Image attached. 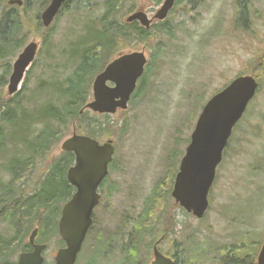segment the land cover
I'll return each instance as SVG.
<instances>
[{
    "label": "rangeland",
    "instance_id": "374dc122",
    "mask_svg": "<svg viewBox=\"0 0 264 264\" xmlns=\"http://www.w3.org/2000/svg\"><path fill=\"white\" fill-rule=\"evenodd\" d=\"M96 1L100 4L93 15H99L102 8V0ZM162 1L130 0L119 17L125 20L132 10L141 7H146L152 15ZM191 1L197 0H178L174 10L163 20L168 22L173 33L157 29L150 41L125 49L124 52L144 50L149 58V81L144 94L131 101L126 110L119 109L107 116L89 115L103 125L98 130L89 127L88 131L102 141H114V158L118 164V169L110 176L117 188L106 202L109 214L101 219L102 225H96V230L106 227L110 231L105 230V236L101 237V242L109 239V252L106 245L102 247L95 264H121L127 251H124L125 246L135 240L130 232L139 224L158 180L169 165L174 163L178 169L207 100L234 77L253 71L260 74L262 70L261 89L235 126L224 159L218 166L205 217L198 219L170 197L161 216L163 219L150 229L151 232L147 231L144 237L136 240L139 247L135 264L147 263L153 242L164 232L168 236L171 231L185 239L191 264H212L223 247L244 241L256 252V260L264 241V67L257 65L259 54L264 50V0L255 2L256 12L250 15L253 26L249 30L236 26V0H205L203 4V0L198 4ZM33 3L31 0L32 10L27 11L32 16L37 10ZM0 5L13 6L8 0H0ZM85 20V14L62 12L53 25L54 47L60 48L70 38H75ZM40 33H31L25 43L36 39L42 45ZM158 45L162 48L158 49ZM54 47L48 49L55 50ZM20 50L0 59V76L7 64L10 63L11 68ZM43 70L44 66L36 69L34 77L42 75ZM7 80L0 87L6 98ZM37 81L33 78L28 82L35 86ZM70 131L67 136L76 131L75 126ZM62 141L55 146L53 156L62 152ZM44 164L42 161L32 172L30 188L36 185L32 190L37 189L45 177ZM119 226H125V231L119 232ZM59 240L58 236H53L48 242L46 257L49 262H53L54 255L62 247ZM97 242L98 239L85 243L82 264H89L91 257L98 256L99 248L89 249Z\"/></svg>",
    "mask_w": 264,
    "mask_h": 264
},
{
    "label": "trees",
    "instance_id": "16d2710c",
    "mask_svg": "<svg viewBox=\"0 0 264 264\" xmlns=\"http://www.w3.org/2000/svg\"><path fill=\"white\" fill-rule=\"evenodd\" d=\"M256 1L236 0L238 15L235 23L237 27L249 30L253 26L250 15L251 12H256ZM30 2L31 0H25L24 7L0 5V59L14 54L12 48L22 47L28 36L35 31H41L42 50L55 46L54 23L46 28L40 18V11L50 3V0H34L33 6L37 8L34 10V16L27 13L32 10L31 7V9H26ZM102 2L100 14L93 15L100 1L67 0L60 14L72 11L86 16L79 34L75 38H70L71 40L66 45L55 50L51 48L47 50L45 61L40 62L44 70L42 76L35 82V86L26 81L18 95L7 98L0 91V158L11 160L28 158L30 173L35 169L34 161L38 157L45 163V177L41 185L23 201L14 199L13 196L9 197V189L0 183V192L4 189L7 195L5 197L0 194V209L7 206L13 208L11 213L14 219L13 225L21 229L24 236H27L34 227L39 226L37 240L46 239L47 243L53 236L60 238L57 219L60 215L59 208L71 195L67 189L65 174L74 159L72 152L62 151L60 155L53 156L52 151L74 126L76 132L87 135L92 134L88 131L89 127L95 130L102 127L103 122L90 117L89 110L81 113L91 99L92 83L96 75L125 46H137L140 42L146 43L151 40L152 36L151 32L144 27L136 28L133 24L121 22L119 15L128 0H102ZM200 2L201 0L191 1L193 4ZM157 27L159 32L173 33V30L166 29L163 23H159ZM157 48L161 49L162 46L158 45ZM259 55L257 65L264 67V50ZM7 66L4 68L7 69ZM149 70L150 65L140 81H149ZM32 74L33 72L28 75V79ZM262 75L263 70L262 73L256 74L258 80ZM1 78L2 75L0 76V87L5 82ZM145 86V83L139 86L135 99L144 94ZM261 86L260 83L259 90ZM27 164H25V169L28 167ZM16 167L23 170L17 164ZM176 168L174 163L170 164L169 169L158 180L157 187L144 208L139 224L135 225L130 232L131 237L135 238L133 243L135 249L139 242L136 240L144 237L147 231L151 232L150 229L163 219L161 216L170 201ZM9 172L14 178L22 174L17 169L14 173ZM109 236L112 237L111 234ZM12 240L11 238L0 240V264H8V253L11 248L8 244ZM63 244L60 238L59 245ZM103 244L106 242L104 241ZM237 245L236 254L239 257L237 259L224 258L220 264H249L250 260L256 264V252L251 246L245 241L244 243L238 242ZM246 253L252 255V258H243ZM222 254L224 252L220 251V255ZM137 255L138 251L135 250L131 259L135 261ZM212 264H218L217 257Z\"/></svg>",
    "mask_w": 264,
    "mask_h": 264
},
{
    "label": "water",
    "instance_id": "95a60500",
    "mask_svg": "<svg viewBox=\"0 0 264 264\" xmlns=\"http://www.w3.org/2000/svg\"><path fill=\"white\" fill-rule=\"evenodd\" d=\"M65 2L51 0L41 14L45 27L53 23ZM16 3L22 5L23 0H9V4ZM174 3L175 0H165L156 18L165 19ZM128 20H138L147 28L151 25V20L142 11L133 13ZM38 46L37 41H30L20 53L8 82V94L13 95L21 88L25 72L34 60ZM147 63L144 50L117 56L96 75L92 84L93 100L85 108L112 114L118 109H127ZM258 89L259 81L254 73L239 75L213 94L198 116L172 189L175 201L198 219L203 218L208 210L210 190L233 130L243 118ZM61 149L75 154L76 163L70 167L68 178L76 185L77 191L63 207L58 228L66 246L58 249L55 264H75L93 223L94 208L100 199L96 191L98 184L108 174V164L114 157L115 146L112 139L100 144L89 135L74 132L62 141ZM37 233L36 228L30 236L34 250L21 254L17 264H45L42 252L46 244L34 243ZM152 264H173V261L155 247ZM257 264H264V242L257 256Z\"/></svg>",
    "mask_w": 264,
    "mask_h": 264
},
{
    "label": "flooded vegetation",
    "instance_id": "af4514ba",
    "mask_svg": "<svg viewBox=\"0 0 264 264\" xmlns=\"http://www.w3.org/2000/svg\"><path fill=\"white\" fill-rule=\"evenodd\" d=\"M165 0H163L162 2H160V6L154 11L152 12V15L150 14L151 12L147 9L146 7H141V8H135L134 10H132L130 12V14H128L125 18V20H122L121 19V22L122 23H127V24H133L136 28L138 27H144L146 29H148L150 32H151V35L153 34V32L155 30L158 29V25L159 23L158 22H155V21H163V20H158L156 18V15L159 11V9L161 8V6L163 5ZM178 0L175 1V4L177 3ZM128 2H130V0H128ZM205 2V0L202 1L201 4H203ZM8 3H9V0H8ZM65 4V3H64ZM63 4V5H64ZM175 4L173 6V8L169 11V14L172 10H174L175 8ZM237 4V3H236ZM14 5H18L20 7H24L25 6V0H24V3L23 5H19V4H14ZM126 6H128V4H126ZM126 6L124 7V9L126 8ZM47 7V6H46ZM45 7V8H46ZM63 7V6H62ZM236 7L238 8V6L236 5ZM44 8V9H45ZM26 9H31L30 6L27 7ZM43 9V11H44ZM62 9V8H61ZM61 9L58 13V15L55 17L54 21L56 20V18L60 15V12H61ZM123 9V10H124ZM42 11V12H43ZM137 11H142L144 12L148 18L151 20V25H150V28H147L145 26H143V24L138 21V20H132V21H129L128 20V17L130 15H132L133 13L137 12ZM238 11V9H237ZM41 12V14H42ZM168 14V15H169ZM238 14V13H237ZM53 21V23H55ZM163 23V26L166 27V29H171V27L168 25V22L167 21H163L161 22L160 24ZM152 29V30H151ZM158 31V30H157ZM31 41H37L39 43V46H38V50L36 52V55H35V58L34 60L31 62V64L28 66L26 72H25V75L23 77V82H22V85H21V88L18 90V92H16L15 94L13 95H10L8 94V97H13L15 95H18L21 90L23 89V85H24V82L25 81H32L33 78H36V79H39L42 75H39L37 77H34V73L31 75V77L28 79V75L31 73V72H34L36 69H38L39 67L42 68L40 62L42 60L45 61L46 59V52L48 49H44L42 50V47H43V41H42V45H41V41H38L36 39H33ZM30 42V41H29ZM25 43L22 47H19V48H12V50L16 51L17 49H21L19 53L16 54V58L15 60L13 61L12 65H11V68H10V63L7 64L8 68L6 69L5 68V72L2 74V78L1 80L2 81H6L7 80V76H9L8 80L7 81H10V77H11V74L13 72V69H14V63L15 61L17 60V58L19 57L20 53L23 51V49L25 48V46L29 43ZM127 48H135V45H129V46H125L122 50H120L118 52V55H121V54H125V53H129V52H133V51H139L138 49H133L131 51H125V49ZM54 49H57V48H54ZM147 55V54H146ZM39 56V57H38ZM44 56V57H43ZM117 56L113 57L109 62L108 64L113 61ZM148 57V56H147ZM149 58H148V63L146 65V69L145 71H147V67L149 65ZM38 65V66H37ZM30 72V73H29ZM146 73V72H145ZM144 73V75H145ZM33 77V78H32ZM141 78L139 79V81L137 82V86H136V89L134 90V92L132 93L131 95V98L128 102V106H129V103L132 101H134V99L136 98V94L139 90V86H141L142 83H145V90L147 89V86H148V81H140ZM110 85H113V83H109ZM8 91V89H7ZM144 91V90H143ZM8 93V92H7ZM93 100V90H92V99H90L89 101H92ZM89 110V109H88ZM119 110V109H118ZM117 110V111H118ZM126 110V109H124ZM90 111V114L94 117H98V116H101V115H104V116H107L109 115V113H100V112H95L93 110H89ZM116 111V112H117ZM115 112V113H116ZM93 130H95L93 128ZM92 132V131H91ZM89 136H91L92 138L98 140L100 142V144H103L105 143L107 140L105 141H102L100 140V138L98 137V135H94V133L92 132V134ZM114 142V141H113ZM115 146V144H114ZM62 151V150H61ZM67 152H70V151H67ZM73 153V152H72ZM115 153H116V146H115ZM114 153V155H115ZM74 154V153H73ZM28 159V158H27ZM27 159H13L11 160L10 158L9 159H1L0 158V183L1 185L5 186L6 188L9 189V197L10 196H13L14 199H20L21 201L24 200V198L28 195H31L33 194L37 189H31V188H35V186L31 187L30 188V185H31V180H32V177L34 174H32V172L35 170H33L31 173L29 172V164H27ZM35 167L42 162L41 158H37L35 161ZM76 163V158H75V154H74V159L72 160V164L67 168L66 170V174H65V178H66V181H67V189H68V192L71 194L69 199L62 203L61 207L59 208V211H60V215L57 219V226L59 225V221L62 217V212H63V207L64 205L72 198V196L76 193L77 191V187L76 185L72 184V182L69 180L68 178V171L70 169V167H72L73 165H75ZM180 163H181V159L179 161V165H178V169L176 171V174H175V177H174V182H175V178H176V175L179 171V168H180ZM16 164L23 168V170H21L20 168L16 167ZM25 164L28 165V167L25 169ZM45 165V164H44ZM19 172H22V174H20L18 176V178H14L11 173L13 172L14 173V170ZM25 169V170H24ZM118 169V164L116 163V159L113 157L112 161L108 164V174L106 176H104V178L101 180V182L98 184V187H97V193L100 197L99 199V202L98 204L95 206L94 208V211H93V223L88 231V234L86 236V239L83 243V246H82V249L80 251V253L78 254V258H77V261L75 264H82V259H81V254H82V250H83V247L86 243L87 245V242L88 241H93L95 242V240L98 239V242L95 244L94 246V243H92L90 246H89V249H98V256L93 258L91 257L88 261H90L89 264H95V262H98V257L99 255L101 254V249L102 247L104 248L105 245H106V250H108L109 252V246H110V241L109 239H107L105 242H107V244H103V242H101V237H104L105 236V230H107L108 232L109 229H107L106 227H99L98 230H96V225L98 224L99 226L102 225L101 224V219H103V216L105 215L106 217L108 216V212H109V208H108V205L106 204V202L111 198L110 196H113L114 192L116 191V185L113 181L110 180V176L112 173H114L116 170ZM44 179V178H43ZM174 182H173V185H172V189H173V186H174ZM41 184H39L40 186ZM17 191V192H16ZM0 194L4 195L5 197H7L6 195V192L5 190H1ZM171 197H172V190H171ZM175 204H178L176 201H174ZM179 205V204H178ZM181 209L184 210V208H182L181 206H179ZM4 210V211H3ZM13 211V208H8V207H2L0 209V240L3 241L5 238H11V242L8 244L10 248L9 250V253H8V264H17L19 262V259H20V256L21 254L23 253H28V252H31L34 250V245L30 242V236L32 234V231H34V229H38V233H39V226H36L34 227L28 234L27 236H24L23 233L21 232V229H18L16 228L14 225H13V222H14V219H13V216L11 215ZM185 211V210H184ZM40 222H41V216H40ZM23 229V228H22ZM59 229V228H58ZM119 229V232L121 231H125V226H119L118 227ZM59 231V230H58ZM182 232V231H181ZM38 233L36 235V238L34 240V243L35 244H46V248L43 250L42 252V255L44 256V259H45V264H55V256L56 254L54 255V260L53 262H49L47 260V257H46V250L48 248V243L45 242V240H42V239H39L37 240V236H38ZM170 234L167 236V234L164 232V235H162L160 238H157L155 239V241L153 242L152 244V247L150 249V252L151 254H149V260L147 261L146 264H152L153 260L155 259V247H158V249L167 257L171 258L172 261H173V264H191L190 263V259H191V256L190 254L188 253V248H186L185 246V239H181V237L178 235L177 236V233L176 234H171V231L169 232ZM124 234V233H123ZM60 236V235H59ZM167 237V238H166ZM61 238V237H60ZM62 239V238H61ZM63 240V239H62ZM124 240V239H123ZM131 240V242H133V240L131 238H129V241ZM64 244L62 245V247L66 246V242L63 240ZM264 242V241H263ZM263 244V243H262ZM261 244V246H262ZM125 245V244H124ZM94 246V247H93ZM126 248H124V251H126L124 257L122 258V261H121V264H135V261L133 260V258L131 259V256L132 254L134 253L135 250L138 251V247H136V249L133 247V244L129 245V246H125ZM61 248V247H60ZM237 248H238V245L237 243L233 244V245H229V246H225L223 247L220 251L221 252H224V254L222 255H219V256H216L217 257V260H218V264L221 263V261L225 258L229 259V258H235L237 259V257H239L236 252H237ZM261 248V247H260ZM95 249V250H96ZM58 251V250H57ZM260 251V249H259ZM57 253V252H56ZM259 253V252H258ZM190 257V258H189ZM243 258H252V255L246 253L244 255ZM249 264H254L252 262V260L249 261ZM256 264H257V259H256Z\"/></svg>",
    "mask_w": 264,
    "mask_h": 264
},
{
    "label": "bare ground",
    "instance_id": "6f19581e",
    "mask_svg": "<svg viewBox=\"0 0 264 264\" xmlns=\"http://www.w3.org/2000/svg\"><path fill=\"white\" fill-rule=\"evenodd\" d=\"M36 4V3H35ZM4 156V155H3ZM17 192V191H16ZM8 207V206H7ZM4 211V210H3Z\"/></svg>",
    "mask_w": 264,
    "mask_h": 264
}]
</instances>
